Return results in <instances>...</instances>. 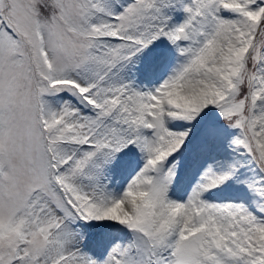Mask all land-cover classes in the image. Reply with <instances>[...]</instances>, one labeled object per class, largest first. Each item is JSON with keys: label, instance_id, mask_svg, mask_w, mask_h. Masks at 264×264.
I'll return each mask as SVG.
<instances>
[{"label": "snow or ice", "instance_id": "1", "mask_svg": "<svg viewBox=\"0 0 264 264\" xmlns=\"http://www.w3.org/2000/svg\"><path fill=\"white\" fill-rule=\"evenodd\" d=\"M0 264H264V0H0Z\"/></svg>", "mask_w": 264, "mask_h": 264}]
</instances>
